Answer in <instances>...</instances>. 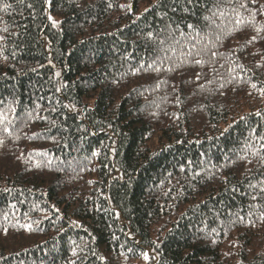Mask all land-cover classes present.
<instances>
[{"label": "trees", "instance_id": "16d2710c", "mask_svg": "<svg viewBox=\"0 0 264 264\" xmlns=\"http://www.w3.org/2000/svg\"><path fill=\"white\" fill-rule=\"evenodd\" d=\"M262 89L264 0H0V264H264Z\"/></svg>", "mask_w": 264, "mask_h": 264}, {"label": "snow or ice", "instance_id": "6c2138e0", "mask_svg": "<svg viewBox=\"0 0 264 264\" xmlns=\"http://www.w3.org/2000/svg\"><path fill=\"white\" fill-rule=\"evenodd\" d=\"M254 2H255V0H254ZM242 6H243V5H242ZM5 7H8V5H6ZM49 19H51V17H49ZM5 31H6V29H5ZM258 31H259V30H258ZM255 39H256V38H255V37H253V40H255ZM197 63H199V61H197ZM252 87H253V88H255V87H256V85H255V84H253V85H252ZM262 91H264V89H262ZM261 191H264V188H262V189H261ZM252 199H256V196H255V195H254V196H252ZM241 219H242V218H241ZM144 259H145V260H147V259H148V256H147V254H146V253L144 254Z\"/></svg>", "mask_w": 264, "mask_h": 264}]
</instances>
